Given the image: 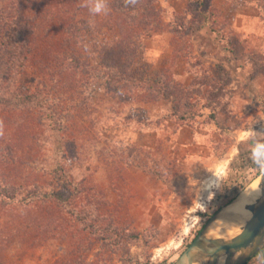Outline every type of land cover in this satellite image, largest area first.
Returning <instances> with one entry per match:
<instances>
[{"label": "rangeland", "instance_id": "obj_1", "mask_svg": "<svg viewBox=\"0 0 264 264\" xmlns=\"http://www.w3.org/2000/svg\"><path fill=\"white\" fill-rule=\"evenodd\" d=\"M17 1L15 8L36 13V44L44 54L47 43L62 35L52 32L56 8L45 0ZM38 1L45 3L42 10ZM81 1L103 7L98 23L79 28L82 62L93 70L62 72L56 84L60 106L76 116L71 141L47 126L44 109L0 105L1 139L28 142L35 136L41 144L36 166L64 167L72 189L81 192L64 190L67 201L58 209L25 212L14 208L18 200L0 207V264H172L211 215L264 170L257 163L264 161V0H204L208 17L194 13L191 0H140L148 7L143 11H151L149 23L129 22L134 34L125 45L113 9L119 0ZM128 43L132 51L120 59L124 67L145 84L156 86L163 74L175 79L185 88L178 102L114 92L106 76L114 66L109 51ZM50 46L49 52L63 49ZM44 57L26 67L23 88L42 74ZM25 157L28 170L33 159ZM42 182L35 199L53 200V176ZM247 264H264V249Z\"/></svg>", "mask_w": 264, "mask_h": 264}, {"label": "trees", "instance_id": "obj_2", "mask_svg": "<svg viewBox=\"0 0 264 264\" xmlns=\"http://www.w3.org/2000/svg\"><path fill=\"white\" fill-rule=\"evenodd\" d=\"M17 2V0H12L9 4H1L0 2V105L27 112L44 109L48 116L47 126L55 131H64L71 141V137L73 138L72 127L74 126L72 123L76 116L70 110H66V106H60L57 98L59 97V91L56 89V84L61 83L62 72L74 74V72L78 73L80 71V73L87 75L90 70H93V65L82 62L79 46L77 45L79 43V28L88 31V28H91L94 23H98L99 17L81 0H45L46 3L53 4V7L56 8L54 12H51L56 20L55 25H57L52 29V32H61L63 36L57 34L59 42L55 39L56 44L49 41L45 46L44 54H41L38 48L40 45L36 44L37 37H39L35 21L36 13L28 15L25 12L26 7L22 10L15 8ZM134 2V6H129L124 0H119L113 8L119 15L124 45L128 41V36L130 38V35L134 34L129 22H142L147 25L151 15L150 9L146 12L143 11L148 7L144 6L143 8L140 0H134ZM191 3L194 13L202 12V16L208 17L207 12L205 13L202 9L205 6L204 0H191ZM35 4L38 8L45 6V3L43 4L40 1ZM7 6L10 11L7 10ZM40 9L42 10V8ZM50 17L51 14L48 18L45 17V21L47 18L46 22H48ZM211 27L217 31L214 25H211ZM48 44L51 45L49 49L55 45H59L63 49L59 53L53 50L49 52ZM130 51H132L130 43L118 50L115 49L113 53L111 50L109 51V54L113 57L114 66L111 65L112 69H109L106 76L111 79L113 89H115L114 92L121 97H126V99L134 96L137 100L149 101L160 96L175 103L178 102L185 93V88L170 76L163 74L157 77V80H155L157 85L154 86L140 82L131 75L132 69L130 66L124 67L120 61L123 58L122 56ZM104 54H108V51ZM39 55L48 56L47 61H45V57L42 58L43 65H45L41 69L42 74L32 82L31 87L23 88L21 82L24 70L28 65H33L32 62ZM78 68L80 70L76 71ZM216 68L221 75L229 77V72L223 65L217 64ZM64 116L67 118L66 122L61 120V117ZM1 120H3L2 115H0ZM25 133L31 136V134ZM31 138L32 141L29 140L28 142H25L24 138L5 141L0 136V207L9 205L12 200H18L19 206L14 208H22L25 212L33 207L58 209L61 201H67V194L64 193V190L72 194L76 191L81 192V189L79 190L78 186L72 189L71 180L66 179L64 167L60 165L51 168L36 166V159L40 158L38 148L41 147V144L37 142L35 136ZM22 147L25 149L27 147L25 154L19 152ZM26 155L33 159V166H30L28 170L24 165ZM47 175L53 176L57 183V187L52 193L53 200L40 197L35 199L43 192L44 182H42V178ZM86 191L87 189H84L82 192ZM111 215L114 216L116 213L113 212ZM112 222L111 225L114 230L116 232L120 230L118 220L115 219ZM63 263L66 262L63 261Z\"/></svg>", "mask_w": 264, "mask_h": 264}, {"label": "water", "instance_id": "obj_3", "mask_svg": "<svg viewBox=\"0 0 264 264\" xmlns=\"http://www.w3.org/2000/svg\"><path fill=\"white\" fill-rule=\"evenodd\" d=\"M259 179L261 193L257 200L247 205L252 216L240 233L231 236H209L211 226L225 212L226 208L240 198L242 192L228 204L219 208L204 224L189 246L172 264H247L264 249V170Z\"/></svg>", "mask_w": 264, "mask_h": 264}, {"label": "bare ground", "instance_id": "obj_4", "mask_svg": "<svg viewBox=\"0 0 264 264\" xmlns=\"http://www.w3.org/2000/svg\"><path fill=\"white\" fill-rule=\"evenodd\" d=\"M261 193L259 187V179L253 181L245 188L240 195V198L230 204L222 218L217 220L209 229L208 235L231 237L241 232L247 220L252 216L251 210L247 209V205L255 202ZM199 264V263H194ZM220 264H223V259Z\"/></svg>", "mask_w": 264, "mask_h": 264}, {"label": "clouds", "instance_id": "obj_5", "mask_svg": "<svg viewBox=\"0 0 264 264\" xmlns=\"http://www.w3.org/2000/svg\"><path fill=\"white\" fill-rule=\"evenodd\" d=\"M102 5L100 3H96L95 7L90 9L93 13H100L102 11ZM257 163L260 164L261 167H264V161L257 160Z\"/></svg>", "mask_w": 264, "mask_h": 264}]
</instances>
